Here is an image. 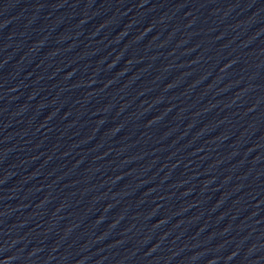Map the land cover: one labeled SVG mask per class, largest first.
Wrapping results in <instances>:
<instances>
[{"label":"water","instance_id":"obj_1","mask_svg":"<svg viewBox=\"0 0 264 264\" xmlns=\"http://www.w3.org/2000/svg\"><path fill=\"white\" fill-rule=\"evenodd\" d=\"M0 264H264V0H0Z\"/></svg>","mask_w":264,"mask_h":264}]
</instances>
